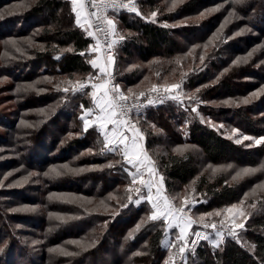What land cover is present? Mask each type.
Listing matches in <instances>:
<instances>
[{
    "label": "trees",
    "instance_id": "16d2710c",
    "mask_svg": "<svg viewBox=\"0 0 264 264\" xmlns=\"http://www.w3.org/2000/svg\"><path fill=\"white\" fill-rule=\"evenodd\" d=\"M15 1L17 0H0V10ZM18 1L22 2L23 0ZM139 1L142 6L157 4V0ZM198 4L199 0H186L174 11L164 12L161 19L167 22L175 21L176 18L180 19L178 17H183V14L192 13ZM64 7L65 2L63 0H30L23 10H18L15 13L8 12L0 16V36L18 37L31 35L33 28L41 23H46L43 31L46 34V39L49 40L48 43H50L46 51L40 52L34 49L31 50V57L25 58L26 56L23 54L20 58L25 59L22 61H12L9 64L6 62L5 70L14 79L19 78L20 74L18 73L20 69H23V66L25 68L29 66V72L32 73L31 76L47 74L50 71L65 74L92 71L91 64L87 62L88 47L92 42V38L81 28L70 24L69 21L68 25L70 26L64 24L65 22L62 19L64 13L61 12ZM259 8L260 14L255 15L256 19H252L254 21L258 20L259 23L261 21L264 25V0ZM219 14L213 13L204 21L193 26H188L185 23L186 25L164 27V24L146 21L140 16L135 18L133 14L116 12L124 27L132 30V34L121 41L116 56L117 67L114 72L118 82L122 84L126 92L127 88L132 89L135 93L147 90L152 83L145 80V77L151 74L158 64V60L151 61V59L160 58V60H163L164 58H169L176 54L177 50H182L199 42L201 34H209L213 24L220 17ZM247 21L250 22L249 19ZM255 25L257 24L255 23ZM261 28H264V26ZM262 32L260 30L259 33ZM250 35H246L244 38L233 37L226 42H218L217 45H221V48L225 49L226 53L221 54V52L217 51L216 57L211 61V66L201 72L197 80L205 82L209 76L212 78L215 73L225 67L231 55L235 52H240L243 49V45H248L252 38L258 36L256 33ZM178 38L186 39V44L183 47ZM52 43H55L53 48ZM68 45L72 46V52L58 51L59 47ZM81 52L84 53L83 56L80 55ZM57 55L60 56L58 60L55 59ZM53 67L55 70H52ZM231 68L233 73L234 70L241 69V66L233 65ZM248 70L249 68H247ZM231 71L223 72L221 78L230 74ZM234 77L230 75L226 80L218 83L215 91L225 92L227 95H232L236 91L243 92L247 85L242 89L240 87L237 88V80H234ZM194 85V81H191L188 88L195 89ZM218 87L219 89H217ZM84 92L72 95L71 102H68L67 105L63 104L60 111H57L56 107L52 109L51 104L55 101V97H49L44 100L45 96H40L42 101L38 102V104L45 105L50 113L42 123L32 126L33 149L31 161L34 160V164L37 162L39 166L45 167L53 161L59 164L65 163L74 156L84 153L81 155L80 162H75L77 163L76 167L93 166L92 169L82 168L84 171H82L83 173L81 172L82 175L78 178L79 183L81 181H83L81 182L83 184L91 183L92 193L83 191L84 195L103 199L106 204L104 207L110 206L114 209V211L99 210L89 212L82 207V210L78 211L81 216L76 222L81 223L74 224V227H79L88 221V228L94 229V232L91 236L82 238L87 239L89 244L93 246L86 249L76 247L77 252L75 255L70 256L68 264L78 263V260L76 261L78 256L79 261L89 264H162V260L166 257V250L162 246V240L166 232L165 224L163 221H149L147 224H142L139 230H136V225L142 219L150 216L147 205L145 203L139 205L130 203L131 205L127 207H121L122 204H126L127 186L131 182L130 176L119 164L112 168L107 167L109 163L115 164L117 160L123 162V158L112 152L100 153L103 138L98 129L91 127L86 132L84 131V124L80 119L81 112H77L76 108H72V103H75L79 109H81L80 105L87 106L89 100ZM262 101L264 102V97L259 101L255 100L239 106L237 109L231 106H209L204 111V114L218 119L224 116L235 117L239 121L238 124L241 123L249 131L260 134L264 133V125L260 126L262 125V118L257 116V112L258 109L264 107V104H261ZM47 105L50 106L47 107ZM184 112L185 110H181L174 101L165 100L162 104L155 103L143 107L138 117L135 114V118L140 121V127L146 133L147 150L153 160L156 161V166L163 175L169 196L176 188H180L181 184L188 183L190 179L198 175V163L195 155L190 150L184 151L183 155H181L174 151V148H171L173 144H163L158 136L159 131L153 130L151 128L152 125L162 128L163 122V127L166 128L163 129L165 136H168L173 143L183 139L186 142L196 143L210 162L217 163L226 159H234L236 161L250 159L256 161L252 158L254 152L251 148L248 149L241 144H237L216 128L201 122L199 118H195L188 125L186 134H183L180 129L174 128V122L179 120ZM50 119L52 120L50 121ZM185 119L188 120L186 117ZM49 121V125H45ZM71 123L76 126H71ZM11 124L13 125L12 122ZM52 128L57 129L60 135H53ZM67 128H71L76 134L64 140L65 136L63 137V135L67 133ZM44 133L49 135L48 140L45 139L46 134ZM195 181L197 183L196 187L198 186L197 192L203 194V199L205 200L204 204L196 207L195 213L197 214L208 212L213 207H221L226 203L235 202L239 199L241 192H239L236 185L230 184L226 178L221 177L217 180H212L202 174ZM64 185H67V189H75V186L69 187L73 185L72 181L65 182ZM40 200L35 199V201ZM259 207L250 214L245 231V237L250 242L249 244L256 245L254 253L241 247L233 239L223 243L220 248H214L209 242L202 241L195 247V251L191 252L185 264H259L260 260H264V198L259 203ZM44 214H40V217L43 218ZM12 216L18 219V215L12 214ZM32 216L35 217V220H40L36 218L39 217L36 214ZM24 217L26 219L27 215ZM90 217L92 221L89 220ZM51 220L48 216L47 221L45 218L46 223ZM2 227L3 225H0V244L5 246L0 248L2 249L0 250V264H18V257L22 253L30 254V257L36 255L29 248L27 249L28 252L21 250L23 245L21 246L20 236L14 230V226L7 225L9 231ZM40 229H42V226ZM129 232L132 233V236L126 239ZM76 234H78L79 240L82 239L80 232ZM136 253L140 254L137 255ZM24 257L26 264L28 262L31 264L38 263L37 260H34L35 258H33L34 261L32 262V258L30 260V258Z\"/></svg>",
    "mask_w": 264,
    "mask_h": 264
},
{
    "label": "rangeland",
    "instance_id": "374dc122",
    "mask_svg": "<svg viewBox=\"0 0 264 264\" xmlns=\"http://www.w3.org/2000/svg\"><path fill=\"white\" fill-rule=\"evenodd\" d=\"M63 1L65 2V7L63 8V10H61V12L64 13V15H62V19L65 22L64 24L68 25L69 24L68 21H69L70 24H72L73 26H77L82 30H84V28L76 24L75 13L71 11L72 8L71 0H63ZM185 1L186 0H183V2ZM29 2L30 0H23L22 2L17 0L3 7V9L0 10V16L8 12L15 13L18 12V10H23ZM135 2L137 4V7L140 9L142 15H148L151 11H156L159 9L155 22L160 24L167 23L169 27L178 26L180 24H185V23L188 26H193L201 21H204L205 19L210 17V15L213 13H220L219 14L220 17L213 24V27L209 32V34L206 35V33H203L199 36L202 40V41L200 40L201 42L199 41L195 44L190 45L187 48L185 47L182 50L179 49L177 50L176 54H174L169 58H164L163 60H160V58L151 59V61L158 60L157 61L158 64L156 68L153 70V72L146 76L147 79L145 80H148L152 84L163 85L165 83L178 82L180 80L181 73L182 72L187 73V76L184 79L182 85L183 92L187 94H191L195 92L196 89L199 88L200 92L197 95L199 96L202 103L196 105L191 101L185 100L184 104L178 105L174 101L179 106V108H181V110H185L186 107L189 108L188 111L185 110V112L182 113L183 114L182 117L179 118L180 121L179 120H177L176 122L173 121L175 124L174 128L178 130L180 129L183 134H186L188 131V125L192 123V121L195 118H199L195 115V113L190 114V108L197 107V111L199 112L200 116L204 118V124L216 128L223 135L231 137V139L234 141H236V139H241L242 140L241 145L243 147H246L248 149L251 148L253 150L254 153L252 158H254L256 161L250 159L249 160L245 159L243 161L226 159L224 161L217 163L210 162L206 159L200 147L196 143L186 142L185 139L174 143L170 141L168 136H165V132L163 131V129H166L163 127L164 126L163 122H162V128L159 126L155 128L151 126V128L155 131L156 129H159L158 136L162 140L163 144L166 145L173 144L172 146L171 145L169 146H171V148H174V150L178 146H183V145L190 146L185 151L190 150L195 155V158L198 163V168H199L198 175L190 179L188 183L181 184L180 188L178 189L176 188V190L171 193L170 199L172 197H177V199L173 201V203L177 207L181 205L184 196L190 194L192 203L190 206L186 208L188 215L193 220H197L202 214L221 211L222 215L220 217H216V216L204 217L205 223L215 222L217 223V227H220L219 220L224 219V217L228 215L226 209L231 207L232 205H238L240 208H242L245 211L246 214L248 213L251 214L252 211H254L255 209L260 208L259 203L264 198V188L257 187L258 185L264 184V171L256 172L254 175L251 176H245L237 181H233L232 177L235 176L236 172H238L241 169L258 168L262 163H264V149H263L264 145H256L252 140H243V136H251V137L259 138L261 136H264V133L257 134V133H253L252 131H249L241 123L238 124L239 121L235 117L231 118V116L230 117L224 116L218 119L209 115L208 116L205 115L204 111L209 106H214V105L231 106L237 109L239 108V106L245 105L239 103V101L245 97H250L249 103L255 100L259 101L261 100L262 97H264V92H260L259 95H256L254 97L251 95L253 93L259 92L260 89L264 88V28H261L264 25L260 20H259L260 23L258 22V20L257 21L253 20L255 18V15L260 14L261 11L258 10L260 9L259 7L262 5L263 0H251V1L244 0L243 4H239L235 6L236 16L229 18L227 22H226V18H228V14L230 11H232V7H233L230 0H199L198 6L192 13L183 14V17H178L180 19L176 18V20L172 22H167L161 19V16L164 14V12H169L167 11V8L171 6L172 0H157V4H147L146 6H142L139 0H135ZM182 3H177L175 9L180 7ZM218 6H220L218 11L206 12V10L213 9ZM116 12H126L128 14H133L135 15V18H138V16L135 13L128 12L124 9L113 10L109 14V17L116 22L117 32L124 35L125 37H128L129 34H132V30L128 29L127 27L126 28L124 27L119 16L116 15ZM201 13H205V15L201 17ZM140 18L142 17L140 16ZM247 18L250 20V22L247 21L248 20ZM255 23L257 25H255ZM45 24L46 23H41L40 25L33 28L31 35L18 36V37H14V36L7 37L3 35L0 36V81H2L0 82V181L3 182V186H0V225H3L5 230L7 229V225L14 226L13 227L14 230L20 236L21 246L23 245L21 250L23 252H28L27 249L29 248L32 251H34V253L36 254L35 256L32 255L33 257L32 256L30 257V254L22 253V255H19L18 257L19 260L18 264H26V259L24 256L30 258V260L32 258V262L34 260H37L38 262L37 264L39 263L68 264L69 263L68 259L70 258V256L61 255L59 252H49V249L64 248L67 251L76 254L77 252L76 247L78 246L68 242L81 241L84 244H89V241L87 239L82 238L84 236H91L94 232V229L88 228L89 222L87 221L86 224H82L79 227H74V224L81 223V222H76V220L81 216L78 213V211L82 210L81 205L83 204V208L88 209L89 212L99 211V210L114 211V209L110 206L104 207L106 204L104 203L103 199H98L91 195L88 196L84 195L83 191H89V193H92V188L90 187L91 183L83 184L81 183L83 181H81L80 183L78 182V178H80L79 176H81L83 173L82 171H78L74 173L68 172L60 176L43 175V173L49 171V169L52 168H57L58 170H61V166L63 165H68L70 168L73 169H82V168L92 169L93 166L91 165L90 166L88 165L87 167H76L77 163L75 162L76 161L80 162L81 155L84 153L74 156L72 159L66 161L65 163L59 164L58 162L53 161L52 163H48L45 167L39 166L37 162L35 163L36 164L35 165L34 164L35 161L34 160H32L33 162L31 161L32 149H33L32 126H37V124L42 123L45 120V118L49 116L48 114L50 113V111L49 112L47 111L45 105L43 106L38 104V102L42 101L40 96L43 97L45 96L44 100L48 99L49 97L50 98L55 97V101H53L52 104L51 103L50 104L52 105V109L56 107V109H58L57 111H60L63 104L67 105L68 102H71L70 100L72 99V94L71 93L65 94L62 91L58 92L54 86L55 84L65 80L75 81L76 79H80L83 81L89 78V76L97 79V77L103 75L99 72L98 68L92 67V71L85 73L73 72V73L65 74V73H56L55 71L54 72L50 71L47 74H39L37 76H31L32 73L29 72L30 70L29 66L26 68L23 66V69H20L18 73L20 74L19 78L14 79L13 76H11L5 70L7 63L9 64L12 61H18V60L22 61L25 58L31 57L32 56L31 50L34 49L40 52L47 50L48 45L50 43H48L49 40L46 39V34L43 31V27L45 26ZM221 25H224V27L222 29V32L220 33V38L215 40L213 43L209 44L210 38L213 37V34L216 33L218 29H221ZM242 29H246V30L241 32ZM260 30L263 32L259 33ZM84 32L87 34L85 30ZM236 33H240V34L236 35ZM253 33L258 34V36L256 38L255 37L252 38V41L248 45L246 46L243 45V49L240 52H235L233 55H231L228 59L229 63L227 62L226 63L227 65H225V67H223L217 73H215V75L212 78H210L209 76L208 80H206L205 82L204 81L200 82L199 80H197L199 78L200 73L208 69L209 66H211L210 65L211 61L216 57L217 51L221 52V54L226 53V50L221 48V45H217L218 42L220 41L226 42L227 40L233 37L244 38V36L250 34L252 35ZM91 38H92V42L88 47L89 55L87 57V60L96 59L97 55L100 53V51L93 52L91 50L92 47L95 46L97 43L96 38L94 37ZM26 39H31L35 46H29L28 44L24 43ZM178 39L180 40L183 47L186 44L185 43L186 39L185 38H178ZM12 40L17 42L15 47H13V45L10 43H6L7 41H12ZM120 43L121 41H119L115 45V63L112 65L111 68V70L113 71L117 67L116 56L118 54ZM206 44H208V48L206 50L207 54L205 55L204 63L201 64L199 57L200 55L205 53V48L203 46ZM41 45L43 46V48L39 47ZM196 45H199L200 47L194 48V46ZM53 46H55V43H52V48ZM16 47L21 48L22 52L16 51ZM69 47L72 48L71 45L61 48L59 47L58 51H61L62 49H67ZM253 49H256V51L253 53L252 57L248 60V62L236 64V65H240L241 69H236L232 73L231 67L233 66L232 63L233 60H235L237 57L246 56ZM190 51L191 54L189 55ZM23 54H25L26 57L24 59H21L20 57L23 56ZM177 58H180L179 64L176 63ZM247 68H249L248 71ZM225 69L230 70L231 73L221 78V73L225 72L224 71ZM52 70H55V68L53 67ZM230 75L235 76L234 80H237L236 83L237 88L240 87L242 89L246 85L247 88L243 92L236 91V93L232 95H227L225 92L224 93L216 92L215 91L216 85L226 80ZM218 76L220 78L217 80ZM45 77L51 78L53 80V83L51 84L47 83V81H45L44 79ZM37 81H39V83H36L34 88L28 89L27 91L24 90H21L19 92L17 91L18 85L24 86L28 84H33ZM191 81H194L195 89L188 88V85ZM213 81H215V83H213ZM68 86L69 85H67L66 83L62 85V87H68ZM217 89H219V87ZM91 91L92 89L90 88L86 90V92H84L87 94V98L89 100L87 106L90 107H92L93 105L92 99L90 98L89 95ZM136 93L138 94L139 92ZM225 101H236L237 103L235 104L225 103ZM262 103L264 104L263 101L261 102V104ZM49 106L50 105H47V107ZM72 108H76L77 112H81V114L83 112V109H79V107L75 103H72ZM135 114L136 113H134L133 116L134 120L136 119ZM257 116H260L262 118V123H261L262 125L260 126H263L264 107L258 109ZM185 117L188 120H186ZM51 120L52 119H50V121ZM22 121L24 123H21ZM50 121L45 125H49ZM209 121L211 122V124L209 123ZM11 122L13 123V125L11 124ZM221 125H223V127H220ZM71 126H76V125L73 123ZM138 126L141 129V131L144 133V136H146V133L144 132V130H142L139 124ZM94 128L98 129L96 125L94 126ZM233 129H238L239 132L233 135V131H232ZM51 131L53 135L54 134L60 135L57 129L52 128ZM64 134H65L63 135V137L65 136L64 140H67L69 137H73L76 134V132L71 128L69 129L67 128V133ZM45 139L48 140L49 135L46 134ZM248 145H252V146L248 147ZM209 165H212L214 167L231 165L232 167L227 168L226 170H222L213 176L211 169H209ZM9 173H11V175H8ZM29 173H38L39 175L31 176L27 182L21 184L15 183L16 181L21 180L22 177L29 176ZM202 174L208 176L212 180H217L221 177L226 178L230 184L236 185L239 192H241L239 199L235 202L226 203L221 207H213L212 210L208 212H202L199 214L195 213L196 207L204 204L205 200L203 199L204 195L197 192L198 191L197 190L198 186L196 187L197 183L195 182V184L192 185V182L196 180V178H198L199 175ZM5 177H7V179H5ZM144 179L146 180V177H144ZM69 181L73 182V185H70L69 187L72 188L71 186H75L74 187L75 189L66 188L67 185L65 186L64 184L65 182H69ZM192 187L195 188L194 192L192 191ZM254 188L256 189L255 195L252 194V190ZM144 189L139 194L136 193L135 191L132 192L128 191L126 204L127 205L137 204L136 200L138 196L144 192ZM246 193L249 194L247 199H245ZM52 194H56V195H52ZM129 195L132 197L130 201L128 200ZM35 199H41V200L35 201ZM242 200H244L245 202L243 205H240V201ZM85 201H91V203H85ZM144 203L145 202H140L139 204H144ZM145 204L149 209L148 211L149 215H151V211H152L151 205H149L147 201ZM253 204H255V208L250 207ZM13 209H21V210L12 211ZM25 209H35V210L32 211ZM50 213L52 214L51 217H50ZM12 214L18 215V219L16 217H15L16 219L13 218ZM35 214L39 216L36 217L40 219L39 221L35 220V217L32 216ZM40 214L41 215L44 214L43 218L40 217ZM25 215H27L26 219L24 217ZM57 215L62 216L65 219L64 220L56 219ZM47 216L48 218L52 219L49 223L45 222V218L47 221ZM250 216L251 215L248 216V219L250 218ZM68 217H74V218L68 219ZM233 218L236 219L237 222L243 220V218L240 217L238 212L236 211H234L232 216L229 217V221H231V219ZM248 219L243 220L245 227L243 230H238V232L240 234L242 242L246 241L249 244L250 242H248V240L245 237V231H246ZM89 220L92 221V218L90 217ZM200 225L203 226V224ZM41 226L42 229H40ZM66 228L68 229L67 231ZM191 229L189 230V232L191 231ZM204 229L206 234L211 235V238L215 239V231L212 228H204ZM79 232L81 234L80 237L82 238L80 240L78 238L79 237L78 234H76ZM229 239L232 238L225 234L223 243H225ZM33 241H38L39 243L34 244ZM175 241L176 238L172 240L171 244H173ZM170 245L164 246L162 243L163 248L166 250V257H164V259L162 260V264H165V261L169 258L170 253H176L174 247H171ZM4 246H5L4 244L2 245L0 244V248ZM190 254L191 252H189L188 254H184L183 257H181L180 255H176L174 257L175 264H185ZM43 257L44 259H42ZM33 258L35 259L33 260ZM76 261L78 263L75 262L74 264H89L87 262L84 263L79 261V256L78 259H76ZM27 264H31V263L28 262Z\"/></svg>",
    "mask_w": 264,
    "mask_h": 264
},
{
    "label": "snow or ice",
    "instance_id": "6c2138e0",
    "mask_svg": "<svg viewBox=\"0 0 264 264\" xmlns=\"http://www.w3.org/2000/svg\"><path fill=\"white\" fill-rule=\"evenodd\" d=\"M183 0H172V4L167 8V11L171 12L177 6V3H182ZM233 5L232 11L229 12L228 18H226V22L229 18L236 16L235 6L239 4H243L244 0H230ZM71 11L75 13L76 16V24L87 32V35L90 37H94L97 40L95 46L92 47L93 52H99L100 49V41L99 35L103 33L106 37L111 35L115 38L111 40L110 43H107V54H106V63H100L98 59H90L87 62L92 65L93 68H98L99 72L103 74L100 77H97V82H91L92 77L89 76L88 80H80L76 79L61 81L60 83L55 84L56 90L62 91L65 94L71 93L75 95L77 93H82L84 90L91 86L92 92L90 93L92 97L93 108H84V105H80L83 112L80 116V119L84 123V131L86 132L89 128L93 127V125L98 123L99 129L103 136L102 147L100 148V153L112 152L116 153L123 158V162L117 160L115 164L109 163L107 167L112 168L115 167L116 164L121 165L128 175L131 177V182L127 186L128 191H135L136 193H141V187H147L148 193L147 196H142V199H146L151 204V215L142 219L139 224L136 225V230H139L142 224H147L149 221H163L166 225V228L170 229L174 226L179 228V235L176 237V243L171 244V247L177 248L176 253H170L169 258L165 261V264H175L174 257L176 255H180L183 257L185 252L188 250L189 243L192 244V251H195V245L198 243V240L203 239L205 241H209V243L214 248H220V245L224 241L225 234L230 236L237 244H240L241 247L246 248L249 252L254 253L256 245L248 244L246 241L242 242L240 234L238 230H243L245 225L243 220H247L250 213L246 214L245 211L240 208L238 205H232L231 207L226 209L227 216L224 219L219 220L220 227H217V223H205V216H216L220 217L222 215L221 211H215L212 213L202 214L199 219L193 220L186 211V208L191 205L192 199L190 194L184 196L182 203L179 207H177L173 201L177 199V197H172L171 199L163 195V176H159V180L154 184V182L149 179H144V172L147 171L149 177L158 173V169L156 166V161L152 159V157L148 154L146 148L144 147V133L137 126L140 121L139 119H133V112L135 111L136 116L138 117L140 114V109L145 105L142 104L140 97H145L148 105H153L155 103H164L165 100L175 101L178 105L184 104L185 100L191 101L192 103L199 105L202 103L199 96L197 95L200 92V89H196L195 92L191 94H187L183 92L182 85L183 81L187 76V73L182 72L180 75V80L174 83H165L163 85L160 84H152L146 91H140L138 94L133 92L132 89H128L127 92H124L120 89L118 84H114V77L112 75V65L115 63V56L111 53V49L114 45H116L119 41H123L125 36L118 33L116 29V22L109 17L108 10H119V9H127L128 12L135 13L137 16H141L144 20L155 23V19L157 17V13L159 11H151L148 15H142L140 9L137 7L135 0H90L89 3H86V0H71ZM219 7L206 10V12H215L219 10ZM89 9H94L93 11H89ZM205 13H201V17H203ZM239 18V17H237ZM83 20V23H82ZM164 27H169L167 23L163 25ZM224 25H221V29H218L216 33L213 34V37L210 38L209 44L213 43L215 40L220 38V33L222 32ZM91 29H95L94 31ZM246 29H242L241 32ZM240 33H236L239 35ZM131 35V34H129ZM6 43H10L13 47L16 46V41H7ZM24 43L29 46H35L31 39H26ZM43 48V46H39ZM55 47V46H53ZM200 47L199 45L194 46V48ZM205 48V53L200 55L199 59L201 64L204 63L205 55L207 54L206 50L208 48V44L203 46ZM16 51L22 52V49L16 47ZM62 52H72L73 49L71 47L67 49H62ZM256 49L250 51L246 56L237 57L233 60V65L240 63H247L248 60L252 57L253 53ZM191 54V51L189 55ZM7 55V54H6ZM81 56L84 55L83 52L80 53ZM55 59H60V56L57 55ZM176 63H180V58H177ZM225 72L228 69L224 70ZM159 75V74H157ZM223 75V73H221ZM220 77H217V80ZM47 83H53L51 78H44ZM147 79V77L145 78ZM2 82V81H0ZM39 83V81L28 84L24 86H17V91H27L28 89H32L35 87V84ZM69 85L68 87H62L63 84ZM215 83V81H213ZM207 87V86H204ZM260 92H264V88L260 89L259 92L251 94L253 97L259 95ZM152 93H157L158 95L153 99ZM162 93V94H161ZM250 97H245L239 101L242 104H248ZM225 103H237L236 101H225ZM238 106V105H237ZM186 111L189 110L188 107L185 108ZM43 111V110H41ZM95 114V119H89L93 113ZM195 113L197 117L200 118L201 122H204V118L200 116L197 111V107L190 108V114ZM21 123H24L23 121ZM211 124V122L209 121ZM109 125L112 126L111 130H109ZM30 126V125H29ZM214 126V125H212ZM155 128L154 125H152ZM220 127H223L221 125ZM159 131V129H156ZM233 135L239 132L238 129H233ZM129 133L131 135H129ZM231 138V137H230ZM243 140H252L256 145H264V136L259 138L251 137V136H243ZM237 144H241V139H236ZM252 145H248L251 147ZM190 146L183 145L178 146L174 151L183 155V152L187 150ZM91 152V150H89ZM125 165L131 166V169L125 167ZM232 167L231 165L227 166H218L214 167L209 165V169H211L212 175L214 176L216 173L226 170L227 168ZM84 171V169H73L68 165L61 166V170L57 168L49 169V171L43 173L44 176H60L64 175L68 172H78ZM264 171V163H262L258 168H244L236 172V175L232 177L233 181H237L242 179L245 176L254 175L256 172ZM8 175H11L9 173ZM38 173H29V176L22 177L21 180L16 181V184H21L27 182L31 176H38ZM7 179V177H5ZM195 180L192 182V185L195 184ZM158 184V186H156ZM139 185V186H138ZM0 186H3V182L0 181ZM156 186V193L153 196L152 189ZM258 188H264V184L258 185ZM192 191H195V188L192 187ZM256 189L252 190V194L255 195ZM56 195V194H52ZM248 193L245 194V199L248 198ZM179 196V194H178ZM51 198V196H50ZM132 197L129 195L128 200L130 201ZM244 200L240 201V205L244 204ZM85 203H91V201H85ZM103 203V202H101ZM137 204L140 203L139 200L136 201ZM83 207V204L81 205ZM127 204H122L121 207H127ZM250 207L255 208V204ZM21 209H13L12 211H20ZM32 210L35 209H25ZM88 211V209H85ZM238 212L239 216L243 218V220L237 222L236 219H231L229 221V217L232 216L233 212ZM52 214L50 213V217ZM74 217H68V219H73ZM56 219L64 220L65 218L57 215ZM193 224H203L204 228H212L215 231V239L211 238L209 234H203L201 232H195L194 234L198 239L189 241V230L192 228ZM132 233L129 232L128 237H131ZM33 243H39L38 241H33ZM68 243L75 244L81 249H86L87 247L93 246L92 244H84L81 241H70ZM2 250V249H0ZM49 252H59L64 256H72L75 255L73 252H69L64 248H55L49 249ZM139 255L140 253H136ZM259 264H264V260H260Z\"/></svg>",
    "mask_w": 264,
    "mask_h": 264
},
{
    "label": "crops",
    "instance_id": "0c3cea01",
    "mask_svg": "<svg viewBox=\"0 0 264 264\" xmlns=\"http://www.w3.org/2000/svg\"><path fill=\"white\" fill-rule=\"evenodd\" d=\"M96 59H98V61H99L100 63H106V56L104 55V52H103L102 48H101V50H100V53L97 55ZM91 92H92V91H91ZM91 92H90V93H91ZM89 95H90V94H89ZM90 98L92 99L91 95H90ZM92 104H93V102H92ZM93 107H94V105H92V107L87 106V107H84V108H93ZM95 114H96V112H94L93 115H91V116L89 117V119H95ZM95 125H96V127L98 128V130L100 131L99 126H98V123L95 124ZM95 125H93V127H94ZM137 126H138V125H137ZM108 127H109V130H111L112 126L109 125ZM138 127H139V126H138ZM100 132H101V131H100ZM129 135H131V134L129 133ZM144 137H145V136H144ZM143 143H144V147H145L146 150H147L146 137H145ZM147 152H148V150H147ZM148 154H149V152H148ZM149 155H150V154H149ZM126 167L129 168V169H131L132 171H135V169H132L131 166H129V165H126ZM161 175H162V174L158 171L157 174L153 175L152 177H149L148 174H147V171L145 170V172H144V177H146V180L151 179V180L154 182V184H156V182L159 180V176H161ZM162 176H163V175H162ZM130 180H131V177H130ZM156 186H158V184H157ZM156 186H154L153 189H152L153 196H155V193H156ZM147 193H148V189H147V187H145L144 192H143L141 195L138 196L137 200H139L140 202H145V203H146L147 200H146V199H142L141 197H142V196L146 197V196H147ZM163 195H166V196H168V197L170 198V196L168 195V193H167V191H166V185H165V181H164V180H163ZM137 200H136V201H137ZM147 203H148L149 205H151L148 201H147ZM178 235H179V228H176L175 226H174L173 228H170V229L166 228L165 236H164V238H163V242H162L163 245H164V246H168V245H170L171 242H172V240H173L174 238H176Z\"/></svg>",
    "mask_w": 264,
    "mask_h": 264
},
{
    "label": "built area",
    "instance_id": "2783aa9c",
    "mask_svg": "<svg viewBox=\"0 0 264 264\" xmlns=\"http://www.w3.org/2000/svg\"><path fill=\"white\" fill-rule=\"evenodd\" d=\"M90 2V0H86V3H89ZM94 9H89V11H93ZM119 10H121V9H119ZM124 10H126L127 11V9H124ZM111 11H113V9H109L108 10V15L110 14V12ZM93 30H95V29H93ZM112 39H114V37L113 36H111V35H109V36H105L103 33H101L100 35H99V41H100V46H101V48H102V50H103V52H104V54H105V56H106V54H107V43H110L111 42V40ZM111 53L113 54V55H115V45L113 46V48L111 49ZM112 71V75H113V77H114V80H113V83L114 84H118L119 86H120V89L122 90V91H124V92H126L125 90H124V88L121 86V84L118 82V80H117V78H116V74H115V72L113 71V70H111ZM85 80H88V78L87 79H85ZM84 81V80H83ZM91 82H97V79H95V78H92V81ZM91 88V86H90V84H89V87H87L85 90H88V89H90ZM84 90V91H85ZM162 94V93H161ZM152 95V97H153V99H155V97L158 95L157 93H152L151 94ZM140 100H141V102H142V104H144L145 106H147L148 104H147V100H146V98L145 97H140ZM158 103V102H157ZM144 106V107H145ZM134 113H135V111L133 112V116H134ZM134 119V118H133ZM135 121V120H134ZM145 187H141V191H143V189H144ZM195 232H201V233H203V234H206V232H205V229H204V227L202 226V225H200V224H193L192 225V229H191V231H190V235H189V241H192V240H197L198 238L194 235V234H192V233H195ZM202 241H204L203 239H200V240H198V243L195 245V247L199 244V243H201ZM177 241H175L174 243H176ZM192 244L191 243H189V245H188V250L185 252V254H188L189 252H192ZM174 250H175V252H177V248H175L174 247Z\"/></svg>",
    "mask_w": 264,
    "mask_h": 264
}]
</instances>
